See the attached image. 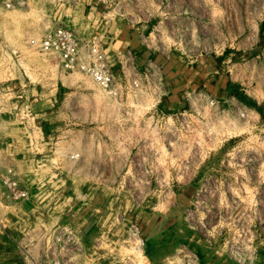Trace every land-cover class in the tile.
<instances>
[{
	"label": "rangeland",
	"instance_id": "374dc122",
	"mask_svg": "<svg viewBox=\"0 0 264 264\" xmlns=\"http://www.w3.org/2000/svg\"><path fill=\"white\" fill-rule=\"evenodd\" d=\"M54 9L65 7L30 0L27 9H9L0 0V82L26 84L19 115L28 120L0 117V133L13 144L19 181L37 205L29 210L30 199H0V264H22L16 242L39 228H30L31 219L52 233L59 223L73 230L71 264H187L191 253L200 264H264V0H112L93 7L86 22L128 43L140 62L155 58L169 78L183 79L180 87L222 88L214 107L193 114V131L180 132L166 159L129 166L121 143L124 160L94 164L98 176L88 178L53 173L80 167L78 157L69 159L79 150L65 147L80 135L64 136V128L97 118L112 123L116 104L84 74H64L54 54L28 45L57 26ZM52 88L58 95L82 90L87 102L77 99L70 114L62 98L49 104ZM169 95L165 105H181ZM131 225L144 245L132 239Z\"/></svg>",
	"mask_w": 264,
	"mask_h": 264
},
{
	"label": "built area",
	"instance_id": "2783aa9c",
	"mask_svg": "<svg viewBox=\"0 0 264 264\" xmlns=\"http://www.w3.org/2000/svg\"><path fill=\"white\" fill-rule=\"evenodd\" d=\"M30 0H1L6 8L27 9ZM54 6L76 7L80 0H34ZM112 0H91L89 6L94 7L102 3H111ZM50 14L62 15V10L54 9ZM113 39V34L107 30H96L88 36L80 37L72 28L65 25L46 31L40 38H31L30 47L54 54L64 74L80 72L90 79L116 107L114 121L120 128V143L129 148L126 156L131 162L162 161L172 151L180 132L194 129L191 117L205 107H214L217 104L216 96L205 88L204 84H192L181 91V105L171 107L165 105V98L171 93V79L166 76L163 64L153 57L144 58L141 62L135 50L126 47L121 51H109L108 43ZM168 57H165V59ZM189 60L186 64H192ZM25 86L22 80L15 86L0 82V117L22 119L27 125L28 120L19 115L25 100ZM179 102V103H180ZM243 116V112H240ZM124 132H127L125 136ZM147 133V136H145ZM126 137V139H125ZM193 142L185 143L184 147H192ZM4 145L7 149L2 151ZM157 145L164 150H161ZM5 147V146H4ZM13 144L8 143L0 133V199L3 202L21 203L31 198V190L24 186L18 178L13 163ZM189 153L187 157H190ZM76 158L78 153L69 155ZM194 156V155H193ZM192 156V157H193ZM182 157V160L187 159ZM180 156L178 157V159ZM140 164V163H139ZM126 171L132 170L129 169ZM130 174H136L134 171ZM61 227V228H60ZM49 229L42 235L39 249L16 242L18 254L22 264H71L70 255L77 249L71 243L74 233L70 227L57 226L59 229L51 232ZM66 230V231H65ZM132 239L137 241V246L144 245L139 228L131 225ZM17 240L13 235H9ZM32 240V239H31ZM187 264H200L196 254L190 257L185 255ZM184 256V257H185Z\"/></svg>",
	"mask_w": 264,
	"mask_h": 264
},
{
	"label": "crops",
	"instance_id": "0c3cea01",
	"mask_svg": "<svg viewBox=\"0 0 264 264\" xmlns=\"http://www.w3.org/2000/svg\"><path fill=\"white\" fill-rule=\"evenodd\" d=\"M90 0H80L79 4L76 7H73L71 9H68L66 7L62 10V15L56 16L58 19L57 25L62 23V25L69 26L72 28L80 37L88 36L90 33L95 31L94 25L92 23H87L85 17H89L91 12L94 11L93 7L89 6ZM114 39V35H113ZM111 40L110 43L107 45V49L109 51H121L124 48L128 46V43L121 41L117 44V41ZM164 68V67H163ZM166 76L169 78L168 74L166 73ZM171 79V78H169ZM183 79L179 77V81L175 79H171V94L169 95L170 101H175V104L177 102L181 101V91L182 89H185L188 86L180 87V81ZM182 85H185V83L182 82ZM56 86V85H55ZM218 88H222V85H219ZM217 89H212L211 92L215 94V92L218 91ZM55 90L53 94L49 95V104L51 106H55L54 103L57 102V99L62 98L64 100V107L68 110V112L71 114V110L74 107V104L77 102V99L79 100L80 104L81 102H87L86 99L88 98V94L82 90H68L64 91L63 95H58L55 88H52L51 90ZM177 101V102H176ZM71 119V118H69ZM112 123H103L100 121L99 118L95 120L92 124L88 125H79V128H75L73 126H68V128H64V136H73L77 133L80 135V139L78 142H67L65 144V147L67 150H79V162L80 167L79 169H54L53 173L55 177H79V178H88V177H95L98 176V173H96V170L93 171V165L94 167H97V163L102 161H109L112 156L116 157V161H123V158H120L118 155L119 148L121 147V143L119 141V135L121 134L120 128L114 121V118L112 119ZM70 121V120H69ZM58 128H55L57 130ZM52 130V129H51ZM124 134H127V132H124ZM50 135V134H49ZM47 144H50L49 142H45ZM77 153V152H76ZM26 155V154H25ZM24 153L21 156V159L25 156ZM110 156V157H109ZM69 159H77L76 158H70ZM85 163V164H84ZM25 186V185H24ZM38 188V187H37ZM38 192L34 193V196L36 197ZM29 202L31 205H28L29 208L32 206L29 210H33L37 207L35 205V202H33V199H30ZM27 205V203H26ZM49 205V204H48ZM57 207V206H56ZM50 208V207H48ZM24 220V219H23ZM32 223H30V228L34 229V226H39V228H35L34 231L30 232L27 235H21L19 242L22 240L25 241L24 244L29 245L32 241V244H30V248L34 247L36 244H39L41 246L42 241V235L47 232V227L41 224L39 221H34L35 219H31ZM34 222V223H33ZM39 222V224H38ZM37 223V225L35 224ZM58 223H54L51 226H55ZM65 225V223H59L58 226ZM57 226V225H56ZM50 229V228H49ZM32 235V237H31ZM32 239V240H31ZM15 241V240H13ZM6 251L0 249V255H2L4 258H6L5 255Z\"/></svg>",
	"mask_w": 264,
	"mask_h": 264
}]
</instances>
